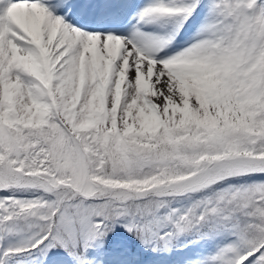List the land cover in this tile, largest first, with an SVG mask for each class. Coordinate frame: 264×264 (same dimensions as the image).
<instances>
[{
  "label": "snow or ice",
  "instance_id": "1",
  "mask_svg": "<svg viewBox=\"0 0 264 264\" xmlns=\"http://www.w3.org/2000/svg\"><path fill=\"white\" fill-rule=\"evenodd\" d=\"M118 228L264 264V0H0V264Z\"/></svg>",
  "mask_w": 264,
  "mask_h": 264
},
{
  "label": "rangeland",
  "instance_id": "2",
  "mask_svg": "<svg viewBox=\"0 0 264 264\" xmlns=\"http://www.w3.org/2000/svg\"><path fill=\"white\" fill-rule=\"evenodd\" d=\"M202 15L203 12L201 13V16ZM191 31L192 29L190 28L185 32L184 40L187 39ZM188 239L189 237L182 239L180 243H184L183 246L179 245L176 250L170 252H151L149 250L145 257L143 254L125 251L126 248H129L128 243H124L117 238L111 242L109 248L105 247L101 252L93 250L91 255L98 257L102 264H186L188 260L196 258L200 253L209 250L212 246L210 242L201 241L196 243ZM106 246L109 245L106 244ZM144 258L147 259L145 263ZM28 264H32V261H29ZM37 264H39V262H37ZM44 264H46V262H44Z\"/></svg>",
  "mask_w": 264,
  "mask_h": 264
},
{
  "label": "trees",
  "instance_id": "3",
  "mask_svg": "<svg viewBox=\"0 0 264 264\" xmlns=\"http://www.w3.org/2000/svg\"><path fill=\"white\" fill-rule=\"evenodd\" d=\"M120 239L122 242L124 243H128V246L129 248L132 249L133 253H139V254H143L145 257H146V253L149 251L148 249H145L143 247V245L140 244V242L138 240L135 239V237H132L130 234H128L123 228H118L117 231L115 233L112 234V236L110 237L107 245L109 246H105L107 248L110 247L111 245V242L113 240H116V239ZM182 240V239H181ZM180 240V241H181ZM188 240H193L192 237H189ZM180 241L177 243V246L174 247L172 250H176L179 245L180 246H183L184 243H180ZM162 252V251H160ZM137 255V254H136ZM134 261H135V258H134ZM147 261L146 258H144V263Z\"/></svg>",
  "mask_w": 264,
  "mask_h": 264
},
{
  "label": "bare ground",
  "instance_id": "4",
  "mask_svg": "<svg viewBox=\"0 0 264 264\" xmlns=\"http://www.w3.org/2000/svg\"><path fill=\"white\" fill-rule=\"evenodd\" d=\"M143 2H144V0H143ZM143 2H141L140 4H142ZM134 3H135V1H134ZM133 11L134 10H132V11H129V13H128V15H127V18L125 19V21H124V23H122V24H120V25H125V23H126V20L128 19V17L133 13ZM77 26H79V25H77ZM106 27H110V28H114L115 29V27L118 29L119 28V25H115V26H112L111 27V25L110 26H106ZM89 30H91V29H89ZM119 31H126V28L123 26L121 29H118ZM181 41V40H180Z\"/></svg>",
  "mask_w": 264,
  "mask_h": 264
}]
</instances>
